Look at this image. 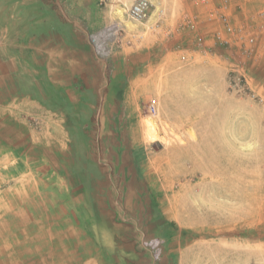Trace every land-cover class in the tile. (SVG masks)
Wrapping results in <instances>:
<instances>
[{
	"label": "crops",
	"instance_id": "1",
	"mask_svg": "<svg viewBox=\"0 0 264 264\" xmlns=\"http://www.w3.org/2000/svg\"><path fill=\"white\" fill-rule=\"evenodd\" d=\"M134 1L0 0V159L11 161L0 170L11 178L0 188L10 193L0 200L9 208L0 264H178L179 231L159 197L161 155L149 152L135 116L138 86L151 64L146 45L187 56L208 25L163 0L171 10L162 27L137 41ZM154 240L164 246L158 261Z\"/></svg>",
	"mask_w": 264,
	"mask_h": 264
},
{
	"label": "rangeland",
	"instance_id": "2",
	"mask_svg": "<svg viewBox=\"0 0 264 264\" xmlns=\"http://www.w3.org/2000/svg\"><path fill=\"white\" fill-rule=\"evenodd\" d=\"M237 4L251 28L233 14L234 33H222L227 40L237 39L227 45L216 44L213 34L221 25L208 16L209 8L175 0L174 14L185 21L197 16L200 26L208 25L194 35V52L178 55L165 42L145 47L151 64L139 82L135 116L149 152L161 155L159 197L164 216L179 231L178 264H264V102L233 89L242 76L264 100V58L257 52L264 35L259 16L264 0H232L233 8ZM194 8L203 12L195 15ZM140 32L152 31L142 27ZM203 38L205 44L198 46ZM151 100L159 108L156 117L146 112ZM149 120L157 134L147 128ZM10 168V160L0 159V170ZM10 181L0 177V188ZM2 197L10 199V193ZM51 200L58 201V195L52 193ZM6 211L0 201V216Z\"/></svg>",
	"mask_w": 264,
	"mask_h": 264
},
{
	"label": "built area",
	"instance_id": "3",
	"mask_svg": "<svg viewBox=\"0 0 264 264\" xmlns=\"http://www.w3.org/2000/svg\"><path fill=\"white\" fill-rule=\"evenodd\" d=\"M163 0H135L134 3L130 6L127 11L128 18L141 25L144 29L153 31H158L162 27L163 19L165 18L167 9L160 6V3ZM194 5L204 6L208 9V16L211 20L218 19L221 25V31L215 32L213 37L216 40V44L222 46L227 45L229 40L223 38V33L232 34L235 31V27L232 23V15L235 13L243 12V6L237 4L232 6V0H190ZM104 2V0H100ZM260 19L263 22L264 26V10L259 13ZM151 23V25H149ZM223 28V31H222ZM115 32H118L119 36L123 38L125 32L123 28H117ZM107 35H114L112 30L106 32ZM131 36L137 41L143 39V35H137L132 33ZM256 41L255 37L250 39L251 43ZM205 44V38L201 39L198 43V46H203ZM233 89L239 94H248L252 99L259 102H264V100L257 95L251 88L248 86V82L242 76L238 77L235 83L233 84ZM146 112L151 116L159 115V108L157 102L154 100L152 103L146 106ZM149 250L152 252L155 261L160 260L164 253L163 242L159 240H154L148 244Z\"/></svg>",
	"mask_w": 264,
	"mask_h": 264
},
{
	"label": "bare ground",
	"instance_id": "4",
	"mask_svg": "<svg viewBox=\"0 0 264 264\" xmlns=\"http://www.w3.org/2000/svg\"><path fill=\"white\" fill-rule=\"evenodd\" d=\"M147 125H148V129L152 132V133H154V134H157L158 133V130H157V125H156V123L153 121V120H149L148 121V123H147ZM146 125V126H147ZM160 127V126H159ZM151 135H153V134H151Z\"/></svg>",
	"mask_w": 264,
	"mask_h": 264
}]
</instances>
